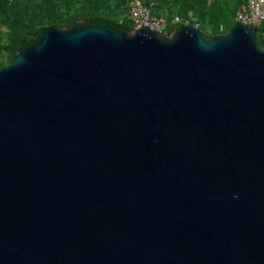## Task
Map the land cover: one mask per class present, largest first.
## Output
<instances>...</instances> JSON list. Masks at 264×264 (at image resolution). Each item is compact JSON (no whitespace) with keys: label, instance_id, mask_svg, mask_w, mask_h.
I'll return each instance as SVG.
<instances>
[{"label":"water","instance_id":"1","mask_svg":"<svg viewBox=\"0 0 264 264\" xmlns=\"http://www.w3.org/2000/svg\"><path fill=\"white\" fill-rule=\"evenodd\" d=\"M0 264H264V45L48 27L0 71Z\"/></svg>","mask_w":264,"mask_h":264},{"label":"rangeland","instance_id":"2","mask_svg":"<svg viewBox=\"0 0 264 264\" xmlns=\"http://www.w3.org/2000/svg\"><path fill=\"white\" fill-rule=\"evenodd\" d=\"M146 1L152 3L156 14L180 17L183 21L180 26L194 27L207 39L229 32L234 22V8L238 2V0ZM0 3L11 18L23 22L28 28L38 25V21L47 12L50 17L56 16L55 20L66 25L61 29H68L67 23L62 18L65 19L80 11L93 10L100 16L126 18L128 0H62L57 5H54L52 0H0ZM82 23L83 21L79 20L76 25ZM16 44V36L0 21V71L9 66L14 58Z\"/></svg>","mask_w":264,"mask_h":264},{"label":"trees","instance_id":"3","mask_svg":"<svg viewBox=\"0 0 264 264\" xmlns=\"http://www.w3.org/2000/svg\"><path fill=\"white\" fill-rule=\"evenodd\" d=\"M60 1L62 0H52L54 5H57L58 2ZM244 1L245 0H238L234 8L233 17L235 15L236 10L240 7V5L244 3ZM141 2L144 4L151 3V2H147L146 0H141ZM153 13L156 14L154 11ZM48 14L49 13L45 12L43 17L38 21L37 23L38 25H36L33 28H28L23 22L11 18L0 3V21L6 24L7 27L13 32V34L17 38V44L14 46V57H16L21 51H23L27 47L35 44L38 41L41 32L44 29L48 28V26L57 29H61L62 26H66L64 25V23H60L59 21L55 20L56 16L50 17ZM63 15H61V17H63ZM165 17L167 21H170L173 18L168 16ZM62 20L67 23L68 28L77 26L76 23L79 20H82L83 21L82 24L96 22V23L108 24L125 33L132 32L131 22L127 18L122 17L121 19H117L114 18L113 16H100L98 13H96L93 10L75 12L69 17H66L65 19L62 18ZM233 24H235V22H233L232 25ZM178 29L176 30V32L178 31ZM256 30H257L258 43L260 45H264V21H262L258 26H256ZM217 37H219V35H216L210 39H207L206 37L203 36V38L206 41H212Z\"/></svg>","mask_w":264,"mask_h":264},{"label":"built area","instance_id":"4","mask_svg":"<svg viewBox=\"0 0 264 264\" xmlns=\"http://www.w3.org/2000/svg\"><path fill=\"white\" fill-rule=\"evenodd\" d=\"M127 9L126 18L131 22L132 32L148 29L171 38L183 24L180 17H173L167 21L164 15L154 14L152 3L144 4L141 0H128ZM262 21H264V0H245L234 15L235 23H244L256 27Z\"/></svg>","mask_w":264,"mask_h":264}]
</instances>
